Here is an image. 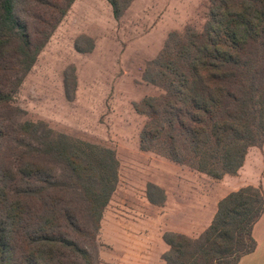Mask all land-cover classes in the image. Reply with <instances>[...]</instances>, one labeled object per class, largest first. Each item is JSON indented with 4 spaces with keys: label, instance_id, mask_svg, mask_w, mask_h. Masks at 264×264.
I'll return each mask as SVG.
<instances>
[{
    "label": "trees",
    "instance_id": "trees-1",
    "mask_svg": "<svg viewBox=\"0 0 264 264\" xmlns=\"http://www.w3.org/2000/svg\"><path fill=\"white\" fill-rule=\"evenodd\" d=\"M21 1L0 0V140L2 106L73 0L55 3L53 20L35 15L49 29L34 33L20 18ZM209 3L202 29L173 32L144 71L162 93L133 106L146 116L142 149L220 178L236 173L247 149L264 142V0ZM41 125L19 123L14 165L0 159V264H104L82 242L95 238L115 189V152ZM263 211L260 183L230 191L198 237L162 234L163 264H235L254 250L252 227Z\"/></svg>",
    "mask_w": 264,
    "mask_h": 264
},
{
    "label": "rangeland",
    "instance_id": "rangeland-1",
    "mask_svg": "<svg viewBox=\"0 0 264 264\" xmlns=\"http://www.w3.org/2000/svg\"><path fill=\"white\" fill-rule=\"evenodd\" d=\"M46 1L22 0L17 5L24 10L20 18L28 19L33 33L34 29H49L35 15L50 21L58 15L55 3L65 7L68 0ZM114 2L117 15L108 0H73L67 7L31 68L10 91L7 105L2 106L5 137L0 140V159L7 166L14 165L17 127L23 121L114 150L118 160L115 189L95 238L82 245L97 262L139 264L146 259L155 261L163 247L160 232L166 222L160 206L164 199L160 189L150 184L156 186L176 166L180 170L176 174L184 179L188 175L189 181L213 182L214 177L192 164L176 163L154 150L142 149L139 139L146 116L133 106L145 96L162 93L143 78L144 71L173 32L182 35L187 29H202L210 3ZM5 77L0 70V78ZM57 173H63L61 166ZM260 184L264 188V178ZM185 196L179 198L180 204L186 203Z\"/></svg>",
    "mask_w": 264,
    "mask_h": 264
},
{
    "label": "crops",
    "instance_id": "crops-1",
    "mask_svg": "<svg viewBox=\"0 0 264 264\" xmlns=\"http://www.w3.org/2000/svg\"><path fill=\"white\" fill-rule=\"evenodd\" d=\"M172 174L165 179H159L156 186L164 192V202L160 207L166 225L165 231L182 233L195 237L211 222L218 201L230 191L245 185H257L264 178V142L261 145L250 146L244 156L242 165L234 174H224L220 178H212L208 183L189 181L178 173L179 166L173 167ZM196 175H191L194 179ZM195 182V183H194ZM206 184V185H205ZM187 195L186 203L180 204L179 198ZM194 201H200L193 203ZM208 203L209 206H205ZM252 236L256 241L254 250L243 255L235 264H264V211L252 227ZM162 241V249L155 261L146 259L139 264H163L162 253L167 250V244Z\"/></svg>",
    "mask_w": 264,
    "mask_h": 264
}]
</instances>
